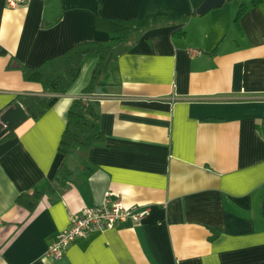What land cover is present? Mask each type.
Returning a JSON list of instances; mask_svg holds the SVG:
<instances>
[{
	"label": "crops",
	"instance_id": "0c3cea01",
	"mask_svg": "<svg viewBox=\"0 0 264 264\" xmlns=\"http://www.w3.org/2000/svg\"><path fill=\"white\" fill-rule=\"evenodd\" d=\"M253 1L198 14L205 0H0V115L18 95L37 98V117L26 111L14 130H0V141L14 133L0 142V264H264V0ZM157 15L178 23L150 29L107 66L121 44L106 21ZM79 42L102 47L79 58L65 94L44 92L17 67ZM104 61L102 81L119 84V95L87 92ZM75 104L101 117L105 141L63 159ZM34 190L33 207L17 203ZM108 193L148 214L48 257L70 214Z\"/></svg>",
	"mask_w": 264,
	"mask_h": 264
},
{
	"label": "trees",
	"instance_id": "16d2710c",
	"mask_svg": "<svg viewBox=\"0 0 264 264\" xmlns=\"http://www.w3.org/2000/svg\"><path fill=\"white\" fill-rule=\"evenodd\" d=\"M260 1L261 0H254L253 4H258ZM247 8V3L243 2L235 19L237 26H240V20ZM106 23L109 30L117 33V35L113 37L115 45L123 44L125 48H130L135 46L141 36L150 29L176 25L178 22L170 20L165 15H157L153 18L129 21L110 19L107 20ZM185 34L186 32L183 28L174 32L176 38H182ZM101 47L102 43L100 42H79L66 51L45 60L36 67L21 63H18L17 67L22 72L23 78L26 81L40 83L46 93L62 95L67 93L78 79L81 73V61L79 58H81L83 53H85L88 48ZM7 54V50L0 45V56H5ZM106 62L107 61H104L97 65L92 80L87 88V92L96 93L97 88H102L103 86V94H110L113 96L119 95V84H107L102 81ZM36 99L37 98L33 95H18L14 101L20 102L29 115L37 117L34 110V102ZM13 136L14 133L11 132L2 140ZM104 141L105 134L101 126V117L93 113L90 108L84 109L78 104L73 105L68 111L66 126L58 146V151L61 153L62 158H66L71 153L84 155L92 146ZM61 167V170L64 171L65 166L61 164ZM54 189L55 187L51 185L50 190L54 191ZM40 195L41 192L38 190L20 194L17 198V203L21 206L31 208L37 203ZM218 235L219 233L216 232L212 239H215Z\"/></svg>",
	"mask_w": 264,
	"mask_h": 264
},
{
	"label": "built area",
	"instance_id": "2783aa9c",
	"mask_svg": "<svg viewBox=\"0 0 264 264\" xmlns=\"http://www.w3.org/2000/svg\"><path fill=\"white\" fill-rule=\"evenodd\" d=\"M29 1L9 0V6L17 7ZM197 52L198 50H193L192 53ZM148 211V207H126L119 194L108 193L103 203L70 214L68 227L56 235L46 255L60 259L77 239L87 238L96 232L113 230L128 222L137 225L146 217Z\"/></svg>",
	"mask_w": 264,
	"mask_h": 264
},
{
	"label": "water",
	"instance_id": "95a60500",
	"mask_svg": "<svg viewBox=\"0 0 264 264\" xmlns=\"http://www.w3.org/2000/svg\"><path fill=\"white\" fill-rule=\"evenodd\" d=\"M226 1L230 0H205V2L198 8V14H204L210 9L221 7ZM126 50L124 45H119L114 48L109 56L107 66L110 61L117 54H121ZM96 94H103V90L101 87H98L96 90ZM27 112L23 108L20 102H16L14 106L8 108L0 115V130L7 128L9 130H14L23 120L27 118ZM264 208V206H263Z\"/></svg>",
	"mask_w": 264,
	"mask_h": 264
}]
</instances>
